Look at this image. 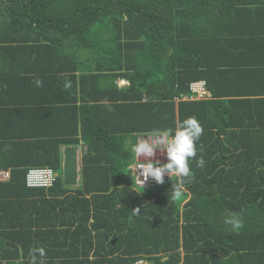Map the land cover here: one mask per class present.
I'll return each mask as SVG.
<instances>
[{
  "label": "trees",
  "instance_id": "obj_1",
  "mask_svg": "<svg viewBox=\"0 0 264 264\" xmlns=\"http://www.w3.org/2000/svg\"><path fill=\"white\" fill-rule=\"evenodd\" d=\"M263 76L264 0H0V264H264ZM189 117L191 176L135 189L128 136Z\"/></svg>",
  "mask_w": 264,
  "mask_h": 264
},
{
  "label": "clouds",
  "instance_id": "obj_2",
  "mask_svg": "<svg viewBox=\"0 0 264 264\" xmlns=\"http://www.w3.org/2000/svg\"><path fill=\"white\" fill-rule=\"evenodd\" d=\"M118 81L127 82L123 79H120ZM36 84L37 86H39L41 84V81L37 80ZM202 135L203 127L195 117L186 118L178 125V127L174 131L172 129H156L153 130L151 134L136 135L135 143H131L133 146L132 150L134 152L135 158L129 164V169L137 176V179L142 187L149 178L154 179L155 182L160 184L164 183L165 175L169 176L170 178H172L173 176L188 178L191 176L189 161L196 157L197 141H199ZM158 151L163 155H166L167 160L165 163H160L159 160L154 158ZM204 165V159L199 158L197 160V166L202 168L204 167ZM137 169H139L140 171L137 172ZM0 171H9V169ZM26 175L27 172L25 174V184ZM141 176L143 177V179H140ZM7 179H0V181H5ZM26 186L37 187L27 184ZM134 188L138 189L136 188L135 184ZM153 188H155V186H153ZM180 190V186H177V195H179ZM135 210L138 212L139 208ZM227 222L230 223L234 229H240L243 227V222L237 217H232ZM45 256L46 251L44 248L32 249L31 264H44ZM138 259H144L151 264L149 260L143 257H140ZM161 264H167V259L162 258Z\"/></svg>",
  "mask_w": 264,
  "mask_h": 264
},
{
  "label": "built area",
  "instance_id": "obj_3",
  "mask_svg": "<svg viewBox=\"0 0 264 264\" xmlns=\"http://www.w3.org/2000/svg\"><path fill=\"white\" fill-rule=\"evenodd\" d=\"M189 89H190V96L188 97L187 95L184 94L181 96L182 99L202 98L206 95V84L205 81L202 79L191 82L189 85ZM159 162L162 163L161 161ZM136 171L139 172L140 170L137 169ZM132 174L134 176V184L138 189L141 188L150 189L153 188V186L160 185V183L155 182L154 179L149 178L142 187L137 179V176L133 172ZM55 176L56 173L51 168L31 167L27 171L26 184L34 185V186H48L53 182ZM8 177H9V171H0V179H7ZM172 178L165 175L164 181L169 182L170 180H172ZM140 179H143V177L141 176ZM131 264H150V263L144 259H138Z\"/></svg>",
  "mask_w": 264,
  "mask_h": 264
},
{
  "label": "water",
  "instance_id": "obj_4",
  "mask_svg": "<svg viewBox=\"0 0 264 264\" xmlns=\"http://www.w3.org/2000/svg\"><path fill=\"white\" fill-rule=\"evenodd\" d=\"M136 135L140 134L133 133L128 136V145L132 146L131 143H135ZM62 168L64 184L69 186L77 185L79 179L78 172L80 169L79 149L77 147L64 146L62 148Z\"/></svg>",
  "mask_w": 264,
  "mask_h": 264
},
{
  "label": "rangeland",
  "instance_id": "obj_5",
  "mask_svg": "<svg viewBox=\"0 0 264 264\" xmlns=\"http://www.w3.org/2000/svg\"><path fill=\"white\" fill-rule=\"evenodd\" d=\"M205 81V80H204ZM127 84V82H125V81H118V84ZM209 95V92H208V89H207V87H206V95L204 96V97H202V98H207V96ZM146 134V133H145ZM147 134H151V133H147ZM79 157H80V152H79ZM135 158V157H134ZM155 159H157V160H159V161H161L162 163H165L166 162V160H167V157H166V155H163L161 152H157V154H156V156L154 157ZM78 176H79V174H78Z\"/></svg>",
  "mask_w": 264,
  "mask_h": 264
},
{
  "label": "crops",
  "instance_id": "obj_6",
  "mask_svg": "<svg viewBox=\"0 0 264 264\" xmlns=\"http://www.w3.org/2000/svg\"><path fill=\"white\" fill-rule=\"evenodd\" d=\"M264 77V76H263ZM263 79V78H262ZM235 80H236V77L234 78V79H232L231 80V83H230V85H231V87L233 86V85H235ZM258 87L260 88V89H263L264 88V85H258ZM257 87V88H258ZM257 88H256V90H257ZM227 90H229V91H232V89H227ZM184 95V94H183ZM239 108V107H238ZM252 108H254L253 106H252ZM79 152H80V150H79ZM0 216H2V218H3V216H5V214L4 213H0ZM9 264H19L17 261H10L9 262Z\"/></svg>",
  "mask_w": 264,
  "mask_h": 264
},
{
  "label": "bare ground",
  "instance_id": "obj_7",
  "mask_svg": "<svg viewBox=\"0 0 264 264\" xmlns=\"http://www.w3.org/2000/svg\"><path fill=\"white\" fill-rule=\"evenodd\" d=\"M123 84V83H122Z\"/></svg>",
  "mask_w": 264,
  "mask_h": 264
}]
</instances>
